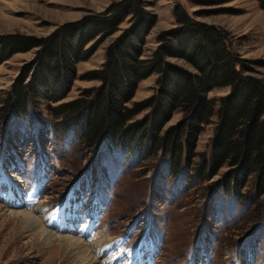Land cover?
Returning <instances> with one entry per match:
<instances>
[{"label": "rangeland", "instance_id": "1", "mask_svg": "<svg viewBox=\"0 0 264 264\" xmlns=\"http://www.w3.org/2000/svg\"><path fill=\"white\" fill-rule=\"evenodd\" d=\"M120 1L0 0V36L44 39L63 24L108 18V8ZM145 1V11L155 17V23L145 36L141 59L151 58L160 32L177 27L173 10L179 6L191 19L226 32L232 51L249 61L246 74L264 83V11L255 0ZM130 21L126 17L108 36L100 26L84 49L98 46L75 65L64 98L48 104L38 100L39 105L24 115H5L2 107L25 66L36 63L40 48L15 52L0 61V264H44L49 255V247L35 233L26 230L24 223H14L8 216L10 210L32 213L43 227L58 232L53 215L60 209L67 220L66 234L83 232L92 220L95 234L105 231L119 242L120 249L113 252L125 251L120 264H135V260L144 264H264V196L254 197V175L247 177L238 196L214 185L228 167L206 179L203 161L210 152L216 114L198 135L191 164L186 166L182 158L176 174L171 173L168 156L159 151L151 155L149 149L138 158L137 153L107 145L105 139L95 149H87L77 134L57 129L58 119L52 121L47 115L46 104L53 107L72 101L101 86L90 73L102 67L107 48ZM167 60L191 70L182 59ZM158 77L154 72L141 80L126 105L132 108L154 96ZM28 81L27 77L24 83ZM229 90L215 88L207 98L217 100ZM218 107L216 102L214 112ZM149 112L143 110L130 122H142ZM182 120L180 110L173 111L159 136ZM13 173L21 177L19 204L5 201L10 190L5 180ZM72 224L76 229L72 230ZM60 259L63 256L55 264Z\"/></svg>", "mask_w": 264, "mask_h": 264}, {"label": "trees", "instance_id": "2", "mask_svg": "<svg viewBox=\"0 0 264 264\" xmlns=\"http://www.w3.org/2000/svg\"><path fill=\"white\" fill-rule=\"evenodd\" d=\"M255 1L264 11V0ZM146 4L121 0L108 8L110 17L63 24L44 39L0 36V61L15 52L40 48L36 63L25 66L8 92L3 113L24 115L43 100L61 101L75 65L97 48L95 44L84 49L100 26L108 36L130 16V25L107 48L102 67L90 73L101 86L72 101L46 104L49 118L58 119L55 127L77 134L87 149H95L105 139L107 145L137 153L138 158L149 149L151 155L159 151L168 156L171 173L176 174L182 158L186 166L191 164L196 139L216 114L210 152L203 161L206 179L226 166L228 172L214 185L238 196L247 177L254 175V197L264 196L263 81L246 74L249 61L232 51L226 32L191 19L179 6L173 10L177 27L160 32L151 58L141 59L145 36L155 23V17L145 11ZM167 58L182 59L191 70ZM154 72L159 76L155 95L128 107L137 84ZM223 87L230 88L227 95L218 101L207 98L208 92ZM216 102L219 107L214 112ZM145 109L150 112L142 122H130ZM175 110H180L183 120L159 136Z\"/></svg>", "mask_w": 264, "mask_h": 264}, {"label": "bare ground", "instance_id": "3", "mask_svg": "<svg viewBox=\"0 0 264 264\" xmlns=\"http://www.w3.org/2000/svg\"><path fill=\"white\" fill-rule=\"evenodd\" d=\"M5 182L7 183L6 185L10 187L8 188L10 190L7 193L5 201L10 204H14V202H16L17 204L21 203L23 198L20 186L21 177L13 173V175L10 176L7 181L5 180ZM63 210L64 209H60L56 212L55 215H53V221H55L56 223L55 229L58 232L51 231L43 227L40 224V219L38 220L34 215H32V213L10 210L8 216L12 218L14 223H24L26 230L30 231L31 233H35L41 240V242L49 247V255L48 258L44 261V264H55L57 258L62 256L63 259H60V264H72V262L74 261L77 264H107V262L108 264L109 262L111 264L115 260L119 261L118 264L124 262V250H120V252L116 253L113 252L115 249H120V243L111 239V237L105 231H101L100 233L95 234L92 220L87 223L86 227H83V232L75 231L76 234H66L69 229H63L64 225L66 226L67 221L63 218ZM72 219L74 218L71 217L69 220ZM82 222H86V220H83ZM68 226H70V224ZM76 227L77 226L72 224V230L76 229ZM51 228H54V226L52 225ZM17 240L18 239H14L13 243L17 242ZM141 263H143V261L139 262L138 260H135V264Z\"/></svg>", "mask_w": 264, "mask_h": 264}]
</instances>
